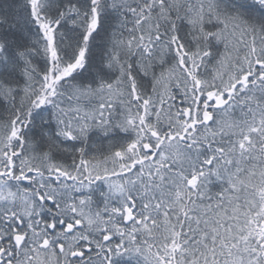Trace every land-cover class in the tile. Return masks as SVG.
<instances>
[{
	"label": "snow or ice",
	"instance_id": "snow-or-ice-1",
	"mask_svg": "<svg viewBox=\"0 0 264 264\" xmlns=\"http://www.w3.org/2000/svg\"><path fill=\"white\" fill-rule=\"evenodd\" d=\"M0 264H264V0H0Z\"/></svg>",
	"mask_w": 264,
	"mask_h": 264
}]
</instances>
